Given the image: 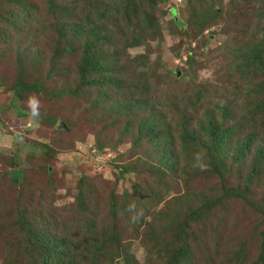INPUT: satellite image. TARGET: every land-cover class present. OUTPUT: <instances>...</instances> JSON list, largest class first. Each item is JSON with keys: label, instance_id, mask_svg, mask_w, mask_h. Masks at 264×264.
Returning a JSON list of instances; mask_svg holds the SVG:
<instances>
[{"label": "trees", "instance_id": "1", "mask_svg": "<svg viewBox=\"0 0 264 264\" xmlns=\"http://www.w3.org/2000/svg\"><path fill=\"white\" fill-rule=\"evenodd\" d=\"M168 1L42 0L45 15L53 19L50 30L56 36L44 68L45 80L60 79L62 73L67 74V66H58L60 61L71 65L69 70L74 71L75 79L60 85L57 91L44 87L43 81L28 83L24 80L25 68L21 63V60H29L25 56L17 62L19 75L8 91L18 100L34 94L50 99H62L65 95L73 99L89 98L88 110L101 108L105 115L111 114L114 125L121 127V135L126 138L133 135L132 149H142L146 158L139 165H115L118 178L136 173L139 179L120 199L110 194L109 216L113 220L110 233L93 230L94 220L88 217L93 203L88 199L89 188L82 180L75 203L76 217L71 222L59 220L52 213L46 216L42 211L36 213L35 218H29L27 210L17 209L14 221L5 225V234H9L3 237L5 251L4 254L0 251V259L4 257L0 264H114L116 260L137 264L127 251H119L120 230L114 220L124 215L127 221L150 228L134 210L148 213L173 191L171 184L179 179L186 191L165 207L167 210L162 215L165 223H161L164 218L161 219L160 214L155 218L161 224L155 232L153 230L149 240V249H155L152 258L155 264H190L196 256L194 243L199 241L196 231L216 229L219 219L212 221L213 211L223 208L227 201L242 200L264 226V196L258 203L249 199L255 183L264 189V24L259 35H252L245 44L231 48L232 53L228 54L231 58L226 57L229 79L234 84H242L244 94L240 100L216 97L218 91H210L207 84L192 91L182 89L183 76L174 78V97L165 99L166 105L160 104L158 108L146 79L142 83L137 81L122 65V52L139 47L149 36L159 34L157 9ZM216 1L211 0V6ZM31 2L35 7L32 10ZM31 2L7 0V5L0 7V19L8 27L0 30L2 44H9L16 33L23 34V42L34 37L47 38L43 23V30L37 28L40 5ZM173 11L170 10L172 15ZM262 12L263 16H258L264 22V9ZM216 14L214 8L199 13V22L193 23V28H197L196 36L210 26L208 23L215 22ZM175 20L173 15L172 23L182 28L183 23ZM41 40L36 42L35 48L23 51L33 53L34 58L46 53ZM33 62L36 64V60ZM143 108L146 116L141 117L139 113ZM18 115L26 117L24 112ZM133 126L134 131L130 133ZM40 146L45 149L47 159L56 153L48 145ZM97 148L102 150L104 143L97 140ZM21 176L17 171L12 178L17 180ZM213 178L220 185V195L215 189L204 192L207 182ZM196 180L204 184L201 190H189L188 183ZM73 225L80 227L83 235L80 243L74 239L80 233H73ZM258 236L257 255L248 264H264V230L259 231ZM109 245L116 247L112 253L106 251Z\"/></svg>", "mask_w": 264, "mask_h": 264}, {"label": "rangeland", "instance_id": "2", "mask_svg": "<svg viewBox=\"0 0 264 264\" xmlns=\"http://www.w3.org/2000/svg\"><path fill=\"white\" fill-rule=\"evenodd\" d=\"M32 1L40 5V23L37 28L43 30L44 27L43 32H47V38L37 40L34 37L24 41V44L21 38L23 34L16 33L9 44L0 42V251L3 254V237L9 234H5V225L14 221L17 209L27 210L29 218H35L36 213L42 211L46 216L52 213L59 220L71 222L76 217L75 203L79 182L82 180L85 187L89 188L88 199L93 203L88 212V217L94 220L93 230L102 229L110 233L113 226V220L109 216L110 194L114 193L120 199L124 191H130L132 183L139 179L136 173L118 178L115 165H139L146 158L142 149H132L130 140L133 135L128 138L121 135V127L114 125L111 114L105 115L101 108L88 110L89 98L73 99L65 95L62 99H50L42 94H34L18 100L12 91H8L19 75L17 62L25 56L29 60H21V63L25 68L24 80L28 83L43 81L44 87L57 91L60 85L75 79L74 71L69 70L71 65L60 61L58 66H67V74L62 73L60 79L45 80L44 68L52 54L56 36L50 30L53 19L45 15L42 0ZM6 2L7 0H0V7L6 6ZM33 8L35 7L32 5L31 10ZM210 8L217 10L216 20L208 23L210 26L196 36L197 28L193 27L199 22V13ZM263 9L264 0H217L213 6L211 0H169L157 9L159 34L149 36L139 47L122 52V65L126 66V71L136 77L137 81L142 83L146 79L151 97L158 108L160 104L166 105L165 99L174 97V78L183 76L185 82L183 81L182 89L192 91L197 86L207 84L210 91H218L214 95L216 97L222 95L227 101L230 98L240 100L244 92L242 84H234L229 79L225 70L229 60L226 59L231 58V48L240 43L245 44L252 35L260 34V27L264 22L258 15L263 16ZM170 10H174L175 21L183 23L182 28L177 23H172L173 15ZM7 28L0 19V30ZM39 40L46 53L34 58L33 53L28 51L35 48ZM23 49L28 51L24 52ZM33 60H36V64ZM42 60L44 65L41 66ZM143 110L139 113H142L141 117L146 116L145 109ZM21 112L26 113V117L18 115ZM95 113L96 116L93 117ZM48 118H52V122H48ZM62 123L63 129L59 130ZM134 127H131L130 133L134 131ZM97 140L104 143L102 150H98ZM40 145H48L56 153L47 159L45 149ZM17 171L22 176L13 180ZM171 185L173 191L151 207L148 213L144 214L142 209L134 210L138 211V216L150 228L147 229L144 224L137 226L135 222L127 221L124 215H118L114 220L120 230L117 240L119 251H127L137 264H155L152 260L155 249H149L153 230L155 232L157 226H161L155 218L158 214L161 219L164 218L162 215L167 210V204L186 191L182 179ZM203 185L196 180L188 183V189L197 192ZM219 187L217 180L213 178L207 182V190L204 192L215 189L220 195ZM263 193L262 186L255 183L251 187L249 199L258 203L261 196H264ZM213 213L212 221L219 219L217 228L196 231L199 241L194 243L196 256L190 264H248L254 261L260 240L258 232L264 230L258 215L239 199L227 201L223 208L217 207ZM165 220L162 219L161 223H165ZM72 228L74 234L80 230L76 225ZM79 233L74 236L76 243H80L83 238ZM164 233L161 232L165 235ZM115 248L109 245L106 251L112 253ZM240 254L244 257L241 258ZM3 259L1 257L0 260ZM114 264L123 262L116 260Z\"/></svg>", "mask_w": 264, "mask_h": 264}, {"label": "water", "instance_id": "3", "mask_svg": "<svg viewBox=\"0 0 264 264\" xmlns=\"http://www.w3.org/2000/svg\"><path fill=\"white\" fill-rule=\"evenodd\" d=\"M173 15H174V11H173ZM174 17H175V15H174ZM63 126H64L63 123L60 124V126L58 127V129H59V130H62V129H63Z\"/></svg>", "mask_w": 264, "mask_h": 264}]
</instances>
